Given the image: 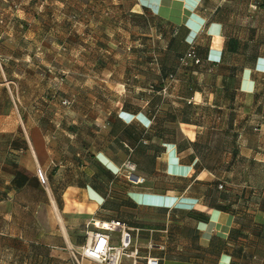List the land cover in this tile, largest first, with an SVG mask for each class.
<instances>
[{"label": "crops", "instance_id": "1", "mask_svg": "<svg viewBox=\"0 0 264 264\" xmlns=\"http://www.w3.org/2000/svg\"><path fill=\"white\" fill-rule=\"evenodd\" d=\"M173 3L182 28L159 17ZM203 3L0 0V264H99L79 255L87 232L129 209L138 255L120 264H146L150 241L159 264H264V188L243 185L225 211L217 185L264 175V45L227 37ZM192 43L203 64L163 95ZM131 126L160 148L137 169L146 189L119 170Z\"/></svg>", "mask_w": 264, "mask_h": 264}, {"label": "rangeland", "instance_id": "2", "mask_svg": "<svg viewBox=\"0 0 264 264\" xmlns=\"http://www.w3.org/2000/svg\"><path fill=\"white\" fill-rule=\"evenodd\" d=\"M23 1V0H20ZM5 3L1 6V12L4 13L3 9ZM174 7H169L165 11V16L172 19L181 21L183 19V12L180 7L176 8V3H173ZM204 10L207 14H212L216 11V14L223 18L224 21V33L227 37H233L237 35L243 34V36L248 37L245 44H248L249 49H254L257 46L264 45V0H204L203 3ZM7 12H9L7 10ZM20 13V12H19ZM22 13V12H21ZM7 14V13H5ZM4 19V18H1ZM2 46H8L7 41L1 42ZM101 137L103 136H96L91 140L95 144H99L101 142ZM144 159L142 158L141 161ZM132 161V159L130 160ZM131 163V162H129ZM151 167H155L156 160H151L148 162ZM133 164V163H131ZM136 173L138 172L137 166H135ZM259 171V172H258ZM254 171L255 175L249 176L246 178L247 183H242L241 186H237V184H232L230 181L223 182V187L221 192L218 194L219 197H225L226 200L231 201L235 195V191L242 188L243 185L246 186L247 190L250 189H263L264 188V175H263V168L260 170ZM122 172L126 175L129 172V169L125 167ZM252 186H255L254 188ZM251 187V188H250ZM143 188H149L147 183L145 182ZM255 200H251L250 203H253ZM241 206H245L242 202L240 203ZM134 213L131 209L127 211L124 218L127 222L132 224L134 221ZM145 219L144 221L147 223H155L153 218L156 220L167 221L169 219L167 214L163 213H149L143 214ZM173 214H171V217ZM173 218V217H172ZM184 218V217H183ZM171 219V218H170ZM133 220V221H132ZM188 220V219H187ZM144 250V249H143ZM146 250V249H145ZM248 259H245V264L248 263Z\"/></svg>", "mask_w": 264, "mask_h": 264}, {"label": "built area", "instance_id": "3", "mask_svg": "<svg viewBox=\"0 0 264 264\" xmlns=\"http://www.w3.org/2000/svg\"><path fill=\"white\" fill-rule=\"evenodd\" d=\"M188 56L194 57V54L190 52ZM182 62L184 64L187 63L185 59H183ZM125 167L129 169L126 177L132 184L140 185L145 182V177L136 173L134 164L126 162L119 170H123ZM112 231L119 233L118 245L111 244L110 232ZM133 232L134 229L125 222L112 220L107 223V226L103 224L98 230L87 232L88 240L81 247L79 255L81 258L87 257L95 260L99 264H120L123 257L138 255V250L133 245L135 238ZM156 248L162 249L163 247L162 245H155L152 241L147 244L148 253L146 255V264H159L160 258L151 253V251ZM75 260L77 264H80L78 258H75Z\"/></svg>", "mask_w": 264, "mask_h": 264}, {"label": "trees", "instance_id": "4", "mask_svg": "<svg viewBox=\"0 0 264 264\" xmlns=\"http://www.w3.org/2000/svg\"><path fill=\"white\" fill-rule=\"evenodd\" d=\"M216 11L217 10H215V12H213L211 17L223 20V18H221L220 16H218V14H216ZM159 17L161 19L165 20L167 23L176 25V27L178 26L179 28H182L184 26L182 24H177V23L173 22L169 18H165L162 16H159ZM190 52L194 54V57L188 56V54ZM183 59H185V61L187 62L186 64H184L182 62ZM202 64H203V57L201 56V53H200V46H198L194 43L186 44L184 51L178 54V66H177V68L171 69V70L166 71L164 73V77L161 81V87H160L159 91L163 95L168 93L169 89L172 87V85L174 84V82L177 79L178 69L184 68V69L189 70L194 66H201ZM130 128H131V130H128V136H126L127 140L124 139L125 141H123V143L121 144L127 150V152L130 154L128 162H131L135 166H137V169H139V168L141 169L142 166H146L147 169L152 170L154 167H151L148 162H151V160H153V159L156 160V155L159 153L160 148H158L157 145L153 146V147H155L154 150L151 148V145H150L151 136L148 134L147 131L144 130L143 132L136 133L134 126H131ZM129 131H130V133H129ZM156 147H157V149H156ZM149 148L151 149V151L148 150ZM163 149H165V147L161 148V150H163ZM142 158L144 159L143 161H141ZM131 159H132V161H130ZM251 163L254 164L253 161H251ZM254 171H258V169L255 167L253 170H251L252 175L253 174L255 175V173H253ZM137 174H138V172H137ZM254 177H256V175ZM217 185H218V187H220V186L223 187L222 183H219ZM252 187L254 188L255 186H252ZM254 189H256V188H254ZM220 198H222L223 202L225 203L224 205H222V209L225 211H230L232 208V202H231L232 200L231 201L226 200L225 197H220ZM254 202H257V200H255ZM260 206L264 207V200H260ZM192 217L194 219H197L200 221H205V222L208 221V219H209L208 216L198 214V213L193 214ZM117 220L125 222L126 224H128L130 226V223L124 219H117ZM152 242L155 245L160 246V244H158L157 242H155V241H152ZM156 249H158V248H156ZM154 250L155 249H153L151 251V253H153ZM146 253H148L147 247H146Z\"/></svg>", "mask_w": 264, "mask_h": 264}]
</instances>
